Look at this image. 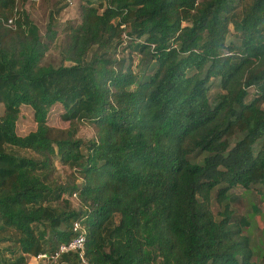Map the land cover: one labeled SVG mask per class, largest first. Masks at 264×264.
<instances>
[{
    "label": "trees",
    "instance_id": "16d2710c",
    "mask_svg": "<svg viewBox=\"0 0 264 264\" xmlns=\"http://www.w3.org/2000/svg\"><path fill=\"white\" fill-rule=\"evenodd\" d=\"M78 18L61 46L72 64L43 65L53 15L44 41L17 0H0V264L53 252L75 221L86 263L69 252L65 264H254L249 222L227 198L264 186V0H84ZM230 25L239 42H226ZM124 37L152 62L142 80L118 56ZM55 106L67 128L49 125Z\"/></svg>",
    "mask_w": 264,
    "mask_h": 264
},
{
    "label": "rangeland",
    "instance_id": "374dc122",
    "mask_svg": "<svg viewBox=\"0 0 264 264\" xmlns=\"http://www.w3.org/2000/svg\"><path fill=\"white\" fill-rule=\"evenodd\" d=\"M84 0H81L78 4H82ZM94 5L97 4L98 0H91ZM202 1V0H199ZM72 4H67L62 0H17V8L24 9L30 19L37 25L39 29V34L42 40L45 39V34L47 30V24L50 21V16L53 15L52 26L56 31L57 36L54 42L51 44V47L46 52L44 58L42 59L43 65H52L58 66L61 63L64 65H71V62L64 61L62 62L61 57V46L64 41V28L66 22L71 21L73 23H77L78 18V10L76 7L71 6ZM78 5V7H79ZM64 6V8H63ZM68 7V10L65 8ZM57 10L59 12L57 13ZM230 33L226 38V42H239L236 35H234V31L232 26L230 25ZM130 40L124 37V41L121 46L118 48V56H127L132 59V69L137 73V80L144 79L148 74L151 73V64L148 57H145L139 53L130 52L128 49V44ZM125 47V49H123ZM220 92V88L218 86V80H213L212 87L210 89V98ZM254 90L253 88L249 89V96L247 100L253 96ZM264 108V103L262 104ZM2 105L0 104V115L2 113ZM60 106H55L49 115L48 123L53 127L58 128H67L68 123L60 120ZM35 124L33 122V118L31 115V111L29 107H22L20 117L17 121V133L19 135H25L28 132L34 130ZM94 136V130L90 124L86 122H81L78 125L77 137L83 140H88ZM239 137L237 134L235 138L232 140L233 144L236 139ZM85 152V151H84ZM204 153H195L192 154L191 160L195 162H200ZM55 171L53 172V179L64 181L67 176L70 174V170L66 169L59 165V163L55 162ZM264 191V186L261 184H256L249 189H245L242 186H236L231 188L228 191L227 201L229 202L230 208L233 210L234 216L244 217L248 220L249 224L243 230L245 235H248L250 238V243L253 250V262L254 264H264V201L261 197V192ZM214 196V193H213ZM70 201L73 208H78L79 204L74 196H70ZM212 210L216 216H218L217 212L222 209L220 205L216 203L214 197L212 198ZM4 244H0V256L3 258H8V254L3 249ZM28 263L32 264V260L28 258Z\"/></svg>",
    "mask_w": 264,
    "mask_h": 264
},
{
    "label": "built area",
    "instance_id": "2783aa9c",
    "mask_svg": "<svg viewBox=\"0 0 264 264\" xmlns=\"http://www.w3.org/2000/svg\"><path fill=\"white\" fill-rule=\"evenodd\" d=\"M67 4H72L75 0H62ZM12 23V19L8 20V24ZM72 196L76 197L75 194ZM73 231L76 233L69 241L60 243L53 252H43L31 258L32 264H65L61 260L62 255L75 252L79 256L82 263H86L85 259V242L86 230L80 221L73 223Z\"/></svg>",
    "mask_w": 264,
    "mask_h": 264
},
{
    "label": "crops",
    "instance_id": "0c3cea01",
    "mask_svg": "<svg viewBox=\"0 0 264 264\" xmlns=\"http://www.w3.org/2000/svg\"><path fill=\"white\" fill-rule=\"evenodd\" d=\"M79 2H81V0H75L73 3H72V5L71 6H73V7H76V9L78 10V3ZM69 8L68 7H66L65 8V10H68ZM32 257H30V259H31Z\"/></svg>",
    "mask_w": 264,
    "mask_h": 264
}]
</instances>
